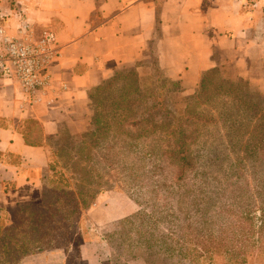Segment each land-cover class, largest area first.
Returning <instances> with one entry per match:
<instances>
[{
    "label": "crops",
    "instance_id": "crops-1",
    "mask_svg": "<svg viewBox=\"0 0 264 264\" xmlns=\"http://www.w3.org/2000/svg\"><path fill=\"white\" fill-rule=\"evenodd\" d=\"M8 13L0 22L11 34L25 23L37 34L52 29L59 55L48 87L33 102L24 100L17 84L0 79V216L42 200L51 185L49 140L79 127L90 91L120 69L153 58L186 92L210 70L264 88V0H20ZM118 198L101 194L84 223L128 216L134 208ZM97 232L16 264H147L142 257L116 259Z\"/></svg>",
    "mask_w": 264,
    "mask_h": 264
},
{
    "label": "rangeland",
    "instance_id": "rangeland-1",
    "mask_svg": "<svg viewBox=\"0 0 264 264\" xmlns=\"http://www.w3.org/2000/svg\"><path fill=\"white\" fill-rule=\"evenodd\" d=\"M19 1L0 0V16L7 18L8 10L14 9ZM148 61L146 59V65L141 64L132 72L128 67L116 71L97 90L94 88L90 91L92 99H89L86 117L79 127L65 128L55 139L49 140L48 159L49 165H54V171L50 170L51 185H47L43 194L50 208L53 206L57 209L49 217L57 235L43 239L40 242L42 249L76 245L96 235L97 231L103 235L110 232L116 221L93 226L86 225L82 220L105 192H112L116 199L120 197L118 200L121 202H129L131 210L134 208L132 214L137 210H143L146 215L153 213L154 217L160 218L158 225L163 231L169 228L173 219L172 209L178 203L186 202L187 189L189 197L193 196V199L191 204L187 199L186 210H192L190 223L194 228L203 226L214 230L219 225H238L240 221L243 226L250 225L258 231L264 225V88L260 91L251 87L248 80L230 79L218 70H210L202 74L207 79V93L199 95L195 102L170 99L172 104L168 111L175 118L185 121L188 114H193L203 119H191L182 124L190 137L185 146L187 164L183 166L177 163L170 154L171 147L161 139L158 132L162 128L151 132L142 130V126L132 127L125 121L116 127L112 122L111 127L95 130L96 125L91 120L93 111L101 114L98 127L101 121L117 111L122 100L129 101L137 109L136 112L127 110L126 120L144 112L148 99L153 95L151 90L161 83L156 82L157 78L164 80L163 71H157L152 64H147ZM228 80L234 83L241 80V92L236 93L234 86L219 87ZM199 90L198 85L194 91H185L183 96H195ZM258 104L263 106L261 111L256 107ZM229 113L232 117L225 121L226 116L223 115ZM104 137L109 140L102 141ZM96 139L100 142L97 146ZM81 141L87 143L83 150H80L83 145ZM104 143L110 145V150L100 148ZM149 149L156 150V153H146ZM102 157L106 161H101ZM107 164L113 169L110 174V165L107 167ZM84 168L90 171L91 177L82 180L78 176L84 174ZM179 169H182L180 176ZM87 176L90 175L87 173L85 178ZM86 180H89L87 186L94 190L108 189L97 194L91 205L82 209L76 186ZM66 182L70 188L64 186ZM199 187L205 189L200 190ZM206 193V197L200 196ZM27 203L37 207L42 200ZM203 210L205 215L201 216ZM135 226L133 221L132 229ZM129 227L128 224L115 232L114 237L122 248H126L134 237L131 235L128 237L130 241L120 242V234L123 232L126 237L128 233L124 231ZM31 249L29 254L37 252L36 248ZM139 252L133 250L131 254ZM224 256L219 252L214 257V263L202 259L198 263L224 264ZM245 258V264H264V251L248 249Z\"/></svg>",
    "mask_w": 264,
    "mask_h": 264
},
{
    "label": "trees",
    "instance_id": "trees-1",
    "mask_svg": "<svg viewBox=\"0 0 264 264\" xmlns=\"http://www.w3.org/2000/svg\"><path fill=\"white\" fill-rule=\"evenodd\" d=\"M144 62H146V60L138 62L135 66L128 68V70L130 69L132 72L134 69L136 70L138 66H141V64H145ZM147 64H152V67L157 71H162L153 58H150ZM212 71L217 72V70ZM206 80V77L202 75L199 83L200 90L197 91L195 96H183L185 90L180 82L178 80L169 79L164 75L163 81L161 77L157 78L156 82L158 84L161 83L155 85V88L151 90L153 95L148 99L149 103L146 104L143 113H137L138 115L136 117L131 116V118L126 120L125 112H128L127 110L136 112L137 109L129 101L122 100L119 108L116 109L117 111L108 116L107 119L101 121L100 126L98 125L97 127V124H99L98 121L101 119V114H98L97 111H93L91 120L96 125L95 130H104L109 126L111 127L112 122L116 127L118 124L125 121H128L127 124L132 127L142 126V130L147 129L151 132L157 128H162V130L158 132L161 134V139L165 145L171 147L170 154L175 160H177V163L183 166L184 164H187V161H185L187 156V149L185 150V146L190 137L186 133L187 128L182 126V124L191 119L197 121L203 119L193 114H188L185 121H183L182 118H175L168 111L170 108L169 106L172 104L170 99L173 98L187 102L193 100L195 102L199 98V95L207 93V90L205 91V89H207L205 88ZM241 82L242 81L240 80L237 83H234L228 80L221 83L219 87L226 86L229 88L234 86L236 87L235 92L237 93L241 92ZM97 89L98 87L95 88V90ZM245 94L242 95L243 98L245 97ZM248 97L251 99L254 98L252 96ZM89 99H92L90 94ZM260 100L261 98L259 101ZM189 106L190 105H188L187 108H189ZM256 107L260 111L263 109V106H260V104ZM223 116H226L224 119L225 121L232 117L230 113L228 115L224 114ZM56 137H54V139ZM107 140H109V138H102V141L104 142ZM95 141H97L95 145H99V140L96 139ZM81 142L83 145L80 147V150H83L87 143L83 141ZM103 145L100 147L101 149L105 151L110 150V145H107V143H104ZM90 149L93 148L91 147ZM146 153L154 154L156 153V150L149 149ZM102 160L106 161L105 157H102L101 161ZM109 165L110 164H107V167ZM121 166L123 169L124 165L122 164ZM49 168L54 171V165L52 166L50 164ZM109 170L108 173L110 174L113 170L111 169V165ZM89 172V170L84 168V174H80L78 177L85 180L88 177H91ZM87 173L90 176L85 178ZM181 174L182 169H179L178 176ZM52 181L54 182L55 180ZM82 183L76 186V194L80 198V207L82 209L90 206L92 200L97 194L108 189L105 187L104 189L99 188V190H94L87 186L89 180ZM64 186L70 188V184L67 182ZM199 189L204 190L205 188L203 189L199 187ZM185 191V195L187 196L184 198L189 199V203L191 204L193 196L189 197L188 189ZM206 195L207 193L200 196L206 197ZM87 197H90L91 199L89 198L87 201ZM187 199L184 204H181L183 202H180L175 209H172L173 219L170 220L169 228H166V231H163L158 225L161 223L159 222L160 218L154 217L152 215L153 213L146 215L143 210H137L133 212V214L131 213L130 215L117 220L113 224L112 230L104 235L107 243L113 251V256L122 261L142 257L147 264H199L198 262L200 259L207 260L209 263H214L215 255L222 252L226 258L224 264H245L246 250L255 248L264 251V225H262L258 231L253 230L250 225L246 227L243 226V223L240 221H238V225H219L217 228H214V230L203 228V226H196V228H194L190 223L192 210H186L188 207ZM196 204L199 205V203ZM50 207L51 206L44 193L42 203L39 206L35 207L30 203L18 204L15 207L7 209L6 212L0 216V264H16L22 256L27 255L32 251L31 247H34L37 249L36 251H39L43 248L42 245H40V242L43 239L46 237H56L57 233L55 231V226L53 227L51 225L52 220H49V217L52 216L53 212L57 209L53 208V206L52 209ZM200 214L201 216H204V210L200 212ZM242 219H244V217H242ZM133 221L136 226L132 229ZM136 221H138V223H136ZM128 224L130 227L124 231V233L128 234L124 237L122 232L120 234V237H122L120 242L123 243L130 241L128 237H131V235L134 237L128 242L126 248H122L120 244L117 243L114 235L116 231L124 229ZM49 233H52L51 236H49ZM246 241L248 242L246 243ZM133 250L140 251V254H134L135 252L131 254V251ZM126 251L129 252L126 253Z\"/></svg>",
    "mask_w": 264,
    "mask_h": 264
},
{
    "label": "built area",
    "instance_id": "built-area-1",
    "mask_svg": "<svg viewBox=\"0 0 264 264\" xmlns=\"http://www.w3.org/2000/svg\"><path fill=\"white\" fill-rule=\"evenodd\" d=\"M17 30L11 34L0 22V79L17 84L24 100L33 102L48 87L49 68L59 55L56 33L46 27L37 34L28 23Z\"/></svg>",
    "mask_w": 264,
    "mask_h": 264
}]
</instances>
